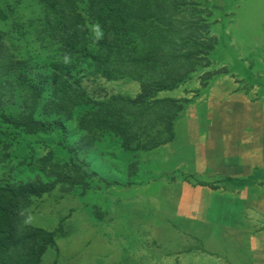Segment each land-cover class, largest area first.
<instances>
[{"label": "rangeland", "instance_id": "obj_1", "mask_svg": "<svg viewBox=\"0 0 264 264\" xmlns=\"http://www.w3.org/2000/svg\"><path fill=\"white\" fill-rule=\"evenodd\" d=\"M245 1L241 4L242 0H228L226 6L229 2L236 4L233 9L234 4H230L227 13L214 9L213 4L222 0L203 2L202 7L212 12L202 13L210 26L205 33L217 41L208 60L186 83L157 96L184 105L173 124L174 138L168 143L150 151H128L113 134L81 130L74 117L64 121L63 129L48 127L38 134L16 131L15 137L5 138L11 147L9 158L0 162V185L11 179L23 184L39 182L40 177L44 184L52 183L56 176L43 170L44 160H50L46 163L49 167L63 166L64 173L76 178L73 185L69 180L62 182L42 197H32L24 206L22 228L29 224L57 231L55 245L48 249L42 264H165L164 257L175 258L172 264H206V260L210 264H231L227 260L231 232L215 226L219 219L215 207L212 211L199 208L206 200L217 202L215 192L224 189L217 183L224 182L203 179L197 168L169 174L170 165L163 163L184 156L183 152L178 155L179 146L174 149L176 125L184 133L187 109L217 77L232 74L238 80L242 78L241 87L246 93L252 96L255 91V99L264 96V0ZM15 7L11 27L5 31L22 43L12 22L19 15L25 21L39 19L43 16L42 6L37 0H15ZM224 21L228 26L236 24V51L220 50L224 39L219 30ZM73 72L74 76L87 74L83 85L93 99L112 95L136 98L141 93L138 82L107 81L90 66L88 58L81 60ZM47 93H53L52 89ZM166 137L168 134L162 135ZM173 151L176 154L169 156ZM201 188H209L214 194L200 192Z\"/></svg>", "mask_w": 264, "mask_h": 264}, {"label": "trees", "instance_id": "obj_2", "mask_svg": "<svg viewBox=\"0 0 264 264\" xmlns=\"http://www.w3.org/2000/svg\"><path fill=\"white\" fill-rule=\"evenodd\" d=\"M37 1L42 17L25 21L19 15L12 22L21 34L18 43L5 31L17 10L15 0H0V162L10 156L5 138L15 137L16 131L63 129L73 117L83 131L117 136L128 151H150L173 140V124L184 105L157 96L186 83L208 60L217 41L205 33L210 26L202 13L212 12L202 5L209 0ZM97 24L104 32L99 41L92 34ZM87 58L107 81L138 82L141 93L93 99L83 85L87 74L73 72ZM49 88L53 93H47ZM46 163L43 170L56 176L52 183L44 184L40 177L39 182L11 179L0 185V264H42L55 245L57 231L20 225L32 197H42L62 182H76L63 166Z\"/></svg>", "mask_w": 264, "mask_h": 264}, {"label": "crops", "instance_id": "obj_3", "mask_svg": "<svg viewBox=\"0 0 264 264\" xmlns=\"http://www.w3.org/2000/svg\"><path fill=\"white\" fill-rule=\"evenodd\" d=\"M222 1L213 4L220 13H227L229 5L234 4L233 9L236 4L229 2L226 6L228 0ZM219 32L224 39L220 50L236 51V24L228 26L224 21ZM240 80L232 74L219 76L204 95L190 104L183 119L184 133L176 125L174 142V149L175 145L181 148L178 155L183 152L184 156L170 158V164H163L170 165L169 174L197 168L203 179L224 182L217 183L224 188L215 192L217 202L206 200L199 208L212 211L215 207L219 213L215 226L231 232L227 240V260L231 264H264V96L253 98L256 92L252 96L246 93ZM174 154L175 151L169 156ZM202 191L214 194L209 188H201ZM226 212L231 213L225 216ZM164 260L165 264H172L175 258ZM206 264L210 262L206 260Z\"/></svg>", "mask_w": 264, "mask_h": 264}, {"label": "clouds", "instance_id": "obj_4", "mask_svg": "<svg viewBox=\"0 0 264 264\" xmlns=\"http://www.w3.org/2000/svg\"><path fill=\"white\" fill-rule=\"evenodd\" d=\"M92 34H93L94 40H96V41L101 40L104 36L103 30H102L101 26L98 24L92 26ZM67 62H68V58L65 57V63H67Z\"/></svg>", "mask_w": 264, "mask_h": 264}]
</instances>
